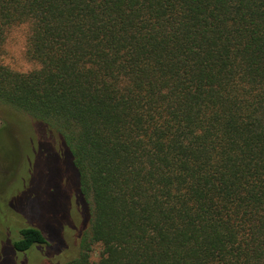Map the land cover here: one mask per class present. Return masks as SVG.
Segmentation results:
<instances>
[{"label": "trees", "instance_id": "1", "mask_svg": "<svg viewBox=\"0 0 264 264\" xmlns=\"http://www.w3.org/2000/svg\"><path fill=\"white\" fill-rule=\"evenodd\" d=\"M19 23L39 66L0 61V103L60 135L86 216L56 264H264V0H0V52Z\"/></svg>", "mask_w": 264, "mask_h": 264}, {"label": "rangeland", "instance_id": "2", "mask_svg": "<svg viewBox=\"0 0 264 264\" xmlns=\"http://www.w3.org/2000/svg\"><path fill=\"white\" fill-rule=\"evenodd\" d=\"M27 32V24H14L4 37L0 61L16 72L39 66L26 54ZM62 144L55 130L0 103V264H56L76 252L86 216ZM25 226L40 230L47 244L23 252L6 245Z\"/></svg>", "mask_w": 264, "mask_h": 264}]
</instances>
